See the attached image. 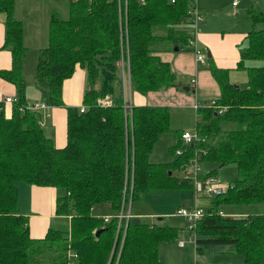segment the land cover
Instances as JSON below:
<instances>
[{
    "label": "trees",
    "instance_id": "obj_1",
    "mask_svg": "<svg viewBox=\"0 0 264 264\" xmlns=\"http://www.w3.org/2000/svg\"><path fill=\"white\" fill-rule=\"evenodd\" d=\"M188 7L189 0H70L65 14L50 10L34 80L46 86L47 103L61 105L63 79L76 66L85 70L86 79L84 108L65 106L66 142L55 147L37 110L25 106L21 22L13 16V0H0L3 46L12 55L11 68L0 69V77L15 85L17 95L8 115L0 100V264H163L157 244L176 235V227L159 220L133 223L131 215L118 228L120 238L115 235L114 213L126 197L125 167L132 168V199L147 186L161 185L167 170L181 168L195 148L202 149L198 159L231 162L237 173L212 195L210 207L190 229L195 250H232L242 255L237 264H264V213L225 215L217 209L223 202H264V11L246 9L251 28L238 46L237 61L245 69L246 85L229 82L221 73L225 70L209 64L219 87L215 99L226 109L195 110L198 138L186 142L175 164L147 161L157 136L169 128L168 106L136 104L127 113L121 105L117 87L124 56L132 89L146 93L177 86L176 73L151 45L186 43ZM105 95H111V104L96 100ZM174 131L181 142V130ZM19 180L54 187V211L69 215L67 228L49 227L42 237L29 236L26 216L17 211ZM187 183L178 178V186ZM103 202L113 211L106 220L92 213Z\"/></svg>",
    "mask_w": 264,
    "mask_h": 264
},
{
    "label": "crops",
    "instance_id": "obj_2",
    "mask_svg": "<svg viewBox=\"0 0 264 264\" xmlns=\"http://www.w3.org/2000/svg\"><path fill=\"white\" fill-rule=\"evenodd\" d=\"M69 1L13 0V16L21 22L22 43L25 47L20 61L21 72L25 80V102L39 101L43 103V106L36 108L39 114L38 119L40 120L44 134L46 133L45 135L52 139L55 147H61L66 142L65 106L75 105L79 108L81 105L82 93L86 84L85 70L80 66H76L71 75L63 79L61 84V101L63 104L55 105L46 102V86L34 80L33 72L29 73V76L24 74L23 67L26 62V56H33L35 60L38 49L47 43L50 10L56 8L58 5V7L63 9V13L65 14ZM231 1L189 0V7L196 6L201 18L197 21L195 29L192 30L188 25V19L186 17V29L191 36H194L198 46L203 51V62H199L194 58L193 52L185 47V43L179 42L178 45H174L172 50L176 52H172L165 45L158 47L153 45L152 47L162 60L168 61L170 68L176 73L179 79L178 81L183 85H188V89H191L193 94L190 95V93L179 91L177 86H168L157 90H148L146 93H140L126 85L125 94L126 97L129 96L132 105L164 104L168 106L170 111L171 105L174 103L190 107L194 99L206 100L217 97L219 87L216 79L210 73L209 64L215 66L217 69L225 70L226 74L224 72L221 73L227 77L229 82L236 83L237 85L235 70L244 71L245 77L243 82L246 85L245 69L237 67V61L239 59L238 46L242 44L246 32L251 28V22L247 17L246 9L249 6H253L264 11V0H236L235 4H232ZM4 18L5 14L0 11V69H9L12 66V55L9 47L3 46ZM184 77H187L188 81L186 83L183 82ZM191 78H194L193 83L190 81ZM179 88L182 89L181 86ZM5 96L17 97L16 88L13 83L0 77V100L3 102L5 114L8 115L10 113L11 102H5L3 100ZM187 184L192 194L191 192L189 194L187 189H181L182 197L187 199L185 206L190 204L198 205L197 201L199 202V200L196 197L198 194L193 193L190 182ZM17 185L19 189H23L26 192L25 198H18L17 190V211L26 216L29 236L33 238L42 237L49 227L55 229L67 228L69 215L55 213L54 211V187L45 185L37 186L26 182L24 183L22 180H19ZM185 186L180 185L183 188ZM131 207L132 204L129 208L132 216L139 218L144 214L137 208L131 210ZM92 210H96L95 212L92 211V213L102 216L111 215L113 212L107 202L96 204ZM161 213L157 212L158 215ZM170 214L178 216L174 210ZM221 214L243 215L245 212L235 211L223 212ZM179 217L186 224L185 219L181 216ZM162 218L159 215L149 222L157 220L166 222ZM166 223L168 224V222ZM186 228L190 234L189 238L183 236V233H176L179 236L177 240L169 239L167 241H160L159 250L157 245V256L163 264H237L242 260V255L232 250L222 249L216 252H208L201 249L200 251H196L191 230L187 225ZM169 242L172 243L171 246L174 253H169L164 249L165 244Z\"/></svg>",
    "mask_w": 264,
    "mask_h": 264
},
{
    "label": "rangeland",
    "instance_id": "obj_3",
    "mask_svg": "<svg viewBox=\"0 0 264 264\" xmlns=\"http://www.w3.org/2000/svg\"><path fill=\"white\" fill-rule=\"evenodd\" d=\"M55 11H57L58 14L63 15V9L58 7V5L55 8ZM153 45L155 47L165 45L169 48V50H172L174 47V44H172L168 40L155 42L151 46L153 47ZM172 52H176V51L172 50ZM25 60L26 62L24 63L23 72L24 74L29 76V73L33 72V66L35 60L33 59V56H29V55L26 56ZM256 63H258V61H256ZM126 65H127L126 57L124 56V58L121 59L120 61L119 77L122 76V74L126 76V74L128 73V69ZM235 71H236L235 80L237 81L238 85L245 86V83L243 82L245 77L244 71H240V70H235ZM187 81H188L187 77H184L183 82L186 83ZM97 83L98 82H95L94 85L96 86ZM117 89H120L122 92L121 80ZM178 89L179 91H183L184 93H190V95L193 94L191 92V89L188 90H182L181 88ZM125 92H126V87H125ZM96 100L98 102L102 100L112 101L113 98L111 97V95H105L104 97L96 98ZM171 106L172 107L170 108L169 111L170 113L169 128L161 132L154 141L151 150L147 154V161L149 162H168L169 165L175 164V162L179 159L178 157L179 154L175 153V147L178 146V148L182 151L184 149L186 141L180 142L174 130L183 129L190 132L194 130L195 118H194V111L191 108V106L190 107L181 106L177 103H174ZM227 125H232V124L229 123ZM198 164H199V169H198L199 175L203 176L207 173H210V175L218 179L224 187L237 175L235 165L231 162H228L223 165H217L216 162L211 160L198 159ZM125 171L126 173H124L125 176L123 183V193L124 196L126 197L125 198L122 197V200L120 202V207L121 205H123V202L126 200L125 209H127L128 201H129V208L130 205L132 204L131 210L137 208L144 213L139 218L145 222L152 221L155 219L156 216L161 215L164 221L168 222V224L174 225L177 228L178 234L183 233V236L189 238L190 235L189 231L186 228L185 222L181 220L182 218H180L179 216H175L174 214H170L173 210L175 211V208L177 206H185L187 204V199L185 197H182L181 189H187L189 194L191 192V189L189 188L188 184H182V185H186L184 188L177 185L178 178L180 179L181 177L182 169L176 167L173 168L170 167L169 170H167L169 171V173L167 172L168 175H165L162 178L161 185H158L157 187H155V185L147 186L141 189V191L138 193V196L133 197L132 199H130L131 186H132V168L126 166ZM17 182L19 181H16V186L18 188L17 189L18 198L21 197L25 198L26 192H24L23 189H19ZM197 194L198 195L196 197L199 200V202L197 201L198 205L201 206L204 210H206L207 207H210V199L213 196L206 195L202 191L197 192ZM17 206H18V201H17ZM218 208L221 213L235 212V211L245 212V214L264 213V202H241V203L223 202L218 204L217 209ZM92 211L95 212L96 210H92ZM157 212H162V213L158 215ZM119 234H120L119 231L115 232V235L118 236ZM118 237L120 238V235ZM178 237L179 236L176 234L163 241H167L169 239L177 240ZM120 244L121 243H119V247ZM157 245L159 250V243ZM171 245H172L171 242L165 244L164 249L169 253H174ZM60 258L61 256H59V259ZM67 264H69V262H67Z\"/></svg>",
    "mask_w": 264,
    "mask_h": 264
},
{
    "label": "built area",
    "instance_id": "obj_4",
    "mask_svg": "<svg viewBox=\"0 0 264 264\" xmlns=\"http://www.w3.org/2000/svg\"><path fill=\"white\" fill-rule=\"evenodd\" d=\"M232 4L236 3V0L231 1ZM187 19L190 27L195 29V25L197 21L200 20V14L196 8V6H190L187 9ZM185 47L190 49L193 54L194 58L199 61L203 62L204 61V53L200 49V47L197 44L196 39L194 36H189L186 40ZM127 62V60H126ZM191 83L194 82V78H191ZM121 82H122V92H121V105L123 108V111L129 113L131 109V101L129 96L126 97L124 88L125 86H129V76L128 73L125 75L122 74L121 76ZM129 89V88H128ZM14 98L11 96H5L3 100L5 102H12ZM106 99V98H105ZM111 100H102L100 101L101 104L103 105H109L111 104ZM26 107L36 109L38 107L43 106L42 102L35 101V102H26L25 103ZM200 106H207L213 109L214 112L216 113H222L226 109V105L219 103L215 98H209L206 100H198L194 99L193 102L191 103V107L196 110ZM84 108L83 105L79 106V110H82ZM40 123V121H39ZM179 137L183 141H190L193 139H197V133L195 131H187V130H181L179 133ZM202 149L200 148H195L193 151V154L188 158L187 162L182 165V173H181V178L189 180L192 185V190L193 193H197L202 191L206 195H213V194H218L222 192L225 187L220 183L218 179H216L212 175H206L204 177H201V175L198 174V169H199V164H198V156L201 153ZM181 150L177 147L175 148V153H180ZM126 173V171H125ZM125 176V174H124ZM227 185V184H226ZM125 203L126 200L123 202V205L119 208V210L114 213V216L116 217V227H115V232L118 231V228L120 225L125 223L127 219L131 216L129 212V201H128V206L127 209H125ZM175 213L178 216H181L185 219L186 225L189 229H192V227L195 225V222L201 217L203 214V209L201 206L196 205V204H190L188 206H180L175 209ZM110 215H103V219L106 220Z\"/></svg>",
    "mask_w": 264,
    "mask_h": 264
},
{
    "label": "water",
    "instance_id": "obj_5",
    "mask_svg": "<svg viewBox=\"0 0 264 264\" xmlns=\"http://www.w3.org/2000/svg\"><path fill=\"white\" fill-rule=\"evenodd\" d=\"M176 85L177 86H181L182 89H184V90H188V88H189L188 85H183V84H181L180 81H177V84ZM138 220H139V218L137 216H132L131 219H130V221L133 222V223L138 222Z\"/></svg>",
    "mask_w": 264,
    "mask_h": 264
},
{
    "label": "clouds",
    "instance_id": "obj_6",
    "mask_svg": "<svg viewBox=\"0 0 264 264\" xmlns=\"http://www.w3.org/2000/svg\"><path fill=\"white\" fill-rule=\"evenodd\" d=\"M129 87H130V84H129ZM213 98H215V97H213ZM198 109V108H197ZM196 109V110H197ZM193 111H194V118H195V110L193 109ZM181 139V138H180ZM182 140V139H181ZM183 141V140H182ZM191 141V140H190ZM177 148V147H176ZM179 154V153H178ZM181 169H182V166H181ZM181 178V177H180ZM182 179V178H181ZM189 181V180H188ZM190 182V181H189ZM190 184H191V182H190ZM203 209V208H202ZM204 211V210H203ZM220 213V212H219Z\"/></svg>",
    "mask_w": 264,
    "mask_h": 264
}]
</instances>
